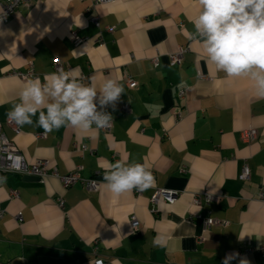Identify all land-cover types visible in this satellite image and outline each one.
I'll return each instance as SVG.
<instances>
[{
    "label": "crops",
    "instance_id": "crops-1",
    "mask_svg": "<svg viewBox=\"0 0 264 264\" xmlns=\"http://www.w3.org/2000/svg\"><path fill=\"white\" fill-rule=\"evenodd\" d=\"M198 11L196 0H30L0 23L2 131L26 161L45 159L59 175L81 166L82 177L101 181L94 192L80 184L65 189L55 176L41 182L6 175L0 264H93L96 257L106 264H222L229 253H239L231 264L240 258L264 264V98L250 79L218 72L189 38ZM186 46L181 63L171 65L168 55ZM55 58L64 71L79 68L85 83L94 77L98 91L108 79L123 86L115 109H106L110 132L62 126L38 137L44 130L37 117L19 132L7 125L26 82L17 73L31 64L29 79L43 81L56 72ZM126 75L138 87L130 89ZM250 127L258 135L245 141L241 133ZM117 161L147 164L153 186L115 197L103 175ZM243 165L250 170L245 181L238 178ZM155 188L180 195L172 204H153ZM204 190L220 197L196 207L192 197ZM206 216L226 224L205 228ZM157 234L167 235L165 246L153 245Z\"/></svg>",
    "mask_w": 264,
    "mask_h": 264
},
{
    "label": "clouds",
    "instance_id": "clouds-1",
    "mask_svg": "<svg viewBox=\"0 0 264 264\" xmlns=\"http://www.w3.org/2000/svg\"><path fill=\"white\" fill-rule=\"evenodd\" d=\"M196 2L199 11L192 20L194 31L189 38L200 43L218 72L229 79H250L256 96L264 98V0ZM2 18L0 14V21ZM123 93V86L115 80H106L98 91L94 77L85 83L79 68H60L46 74L43 81L38 77L27 79L19 102L12 105L6 116L21 127L32 125L33 117H37L36 124L45 134L62 126L95 133L111 126L113 117L106 109H115ZM6 180V176H0V184ZM103 181L107 190L119 198L133 190L152 187L154 176L147 164L117 161L105 170ZM167 239L166 234H157L153 245L165 246ZM237 257L239 253L226 254L222 264H231ZM239 264L249 261L240 258Z\"/></svg>",
    "mask_w": 264,
    "mask_h": 264
},
{
    "label": "built area",
    "instance_id": "built-area-1",
    "mask_svg": "<svg viewBox=\"0 0 264 264\" xmlns=\"http://www.w3.org/2000/svg\"><path fill=\"white\" fill-rule=\"evenodd\" d=\"M113 0H95V3H107ZM30 0H0V14H3L2 21L0 23L7 22L12 15L15 13L17 8L21 6L29 5ZM90 21L93 22L96 26L99 25L98 16H94L90 18ZM72 39L74 43L80 44L82 42V38L79 37L76 33H72ZM193 40V39H192ZM189 49L188 46L180 47L176 52L170 53L168 55L169 62L171 65H179L183 58V53ZM154 66L158 65L157 57L152 59ZM54 70L62 68L63 66L60 63L59 59L55 58L53 60ZM17 75L23 79L27 80L34 76V72L32 69V65L30 64L28 69L25 72H19ZM126 83L130 89H134L138 87V83L131 76H125ZM178 97H183V91L178 92ZM122 111H129L127 105L122 106ZM7 125L15 132H19L20 126L15 124L12 121L7 120ZM112 129V124L110 127L101 129L103 132H110ZM242 138L245 141H251L255 139L258 135V132L255 128L250 127L248 129H244L242 131ZM38 137H45V133L38 134ZM86 147H82L85 150ZM48 161L45 159H36L33 162H28L25 160L21 152L17 149L12 141H10L4 132L2 131L1 123H0V176H6L9 174H16L22 177H36L41 182L45 181V179L49 176L59 177L63 188L67 189L76 184L82 185L87 191H98L101 185V181L96 178H84L80 175L81 166H77L74 171H71L65 175H59L56 169H52L49 171L48 169ZM186 169L182 168L180 171L185 172ZM250 176V170L247 165H243L241 171L238 175V178L242 181H245ZM139 192V191H138ZM180 192L172 189H164V188H155L150 200L153 204L158 203L159 201H164L167 203H174L179 197ZM219 195L210 193L206 190L194 193L192 197V202L196 207H201L204 205H210L212 203H216L219 199ZM259 197L264 200V188L260 190ZM57 203L60 207H63V200L57 199ZM153 211V210H152ZM130 223L133 230H137L139 226V222L135 216L130 217ZM205 228H210L211 226H224L226 224L225 221L213 218L211 216H206L204 218ZM264 250V247L261 248ZM93 264H106L102 258L96 257L93 261Z\"/></svg>",
    "mask_w": 264,
    "mask_h": 264
},
{
    "label": "water",
    "instance_id": "water-1",
    "mask_svg": "<svg viewBox=\"0 0 264 264\" xmlns=\"http://www.w3.org/2000/svg\"><path fill=\"white\" fill-rule=\"evenodd\" d=\"M28 179H35V180H37V178L36 177H27Z\"/></svg>",
    "mask_w": 264,
    "mask_h": 264
}]
</instances>
